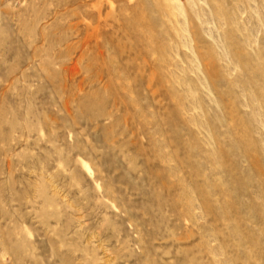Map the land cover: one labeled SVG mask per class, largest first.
Wrapping results in <instances>:
<instances>
[{"label": "rangeland", "instance_id": "1", "mask_svg": "<svg viewBox=\"0 0 264 264\" xmlns=\"http://www.w3.org/2000/svg\"><path fill=\"white\" fill-rule=\"evenodd\" d=\"M0 264H264V0H0Z\"/></svg>", "mask_w": 264, "mask_h": 264}]
</instances>
